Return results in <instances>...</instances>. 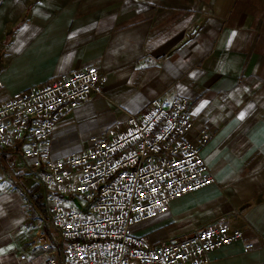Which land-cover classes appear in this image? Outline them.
<instances>
[{
    "label": "crops",
    "instance_id": "1",
    "mask_svg": "<svg viewBox=\"0 0 264 264\" xmlns=\"http://www.w3.org/2000/svg\"><path fill=\"white\" fill-rule=\"evenodd\" d=\"M89 65L108 82L62 118L53 158L81 153L157 98L166 107L187 98L186 139L204 138L215 182L173 201L139 234L160 246L227 224L242 238L206 264L264 262V0H0V104ZM12 162L26 164L0 149V264H19L22 251L39 264L50 250L32 249L35 234L56 233L43 190L37 205L6 173Z\"/></svg>",
    "mask_w": 264,
    "mask_h": 264
},
{
    "label": "built area",
    "instance_id": "2",
    "mask_svg": "<svg viewBox=\"0 0 264 264\" xmlns=\"http://www.w3.org/2000/svg\"><path fill=\"white\" fill-rule=\"evenodd\" d=\"M107 82L89 65L0 104V149L11 150L38 178L61 241L55 247L45 233L35 234L32 249L50 250L39 264H206L209 253L239 241L241 231L220 224L160 246L137 232L173 201L215 182L200 153L204 138L186 139L194 125L189 99L177 97L166 107L157 98L145 114L92 138L81 153L53 158L51 138L62 118ZM69 197L84 198L83 207L69 204ZM17 260L34 264L26 251Z\"/></svg>",
    "mask_w": 264,
    "mask_h": 264
},
{
    "label": "rangeland",
    "instance_id": "3",
    "mask_svg": "<svg viewBox=\"0 0 264 264\" xmlns=\"http://www.w3.org/2000/svg\"><path fill=\"white\" fill-rule=\"evenodd\" d=\"M6 173H8V176L10 178H14V179L20 180V182H23V186L25 190L29 194L32 193L31 196H33L34 199L37 197V195H40L42 193V188H41L38 178L35 175H33V173L29 169H27L26 164L20 163V162L19 163H15V162L9 163L7 165ZM67 201L69 204H75L78 207H83L84 198L69 197L67 198ZM35 202L37 203V205L39 204L37 200H35ZM137 232H140V231H137ZM51 234H53L52 231H51ZM51 238L53 242L55 243V245L60 246L59 244H61V241L57 235L56 236L52 235ZM132 264H138V263L136 261H133Z\"/></svg>",
    "mask_w": 264,
    "mask_h": 264
},
{
    "label": "trees",
    "instance_id": "4",
    "mask_svg": "<svg viewBox=\"0 0 264 264\" xmlns=\"http://www.w3.org/2000/svg\"><path fill=\"white\" fill-rule=\"evenodd\" d=\"M41 195H38L36 198H35V200H37L38 201V203H40L41 202Z\"/></svg>",
    "mask_w": 264,
    "mask_h": 264
},
{
    "label": "snow or ice",
    "instance_id": "5",
    "mask_svg": "<svg viewBox=\"0 0 264 264\" xmlns=\"http://www.w3.org/2000/svg\"><path fill=\"white\" fill-rule=\"evenodd\" d=\"M232 35L235 36V33H233Z\"/></svg>",
    "mask_w": 264,
    "mask_h": 264
}]
</instances>
